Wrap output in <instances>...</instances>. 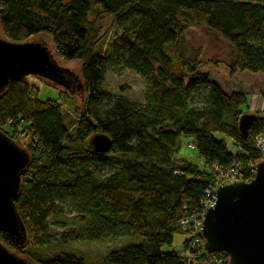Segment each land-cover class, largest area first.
Wrapping results in <instances>:
<instances>
[{"label":"trees","instance_id":"obj_1","mask_svg":"<svg viewBox=\"0 0 264 264\" xmlns=\"http://www.w3.org/2000/svg\"><path fill=\"white\" fill-rule=\"evenodd\" d=\"M102 12L116 26L109 44L99 33ZM190 25L229 43L232 71L264 74V0H0L2 38L15 43L49 36L58 59L81 63L85 88L73 128L60 98L42 99L28 75L0 89V129L24 141L31 156L16 198L26 243L0 231L13 253L35 264H190L192 258L214 264L211 257L229 264L224 251L195 252L197 246L186 255L195 238H205L184 230L181 221L204 213L207 190L218 183L215 165L240 164L239 178L253 179V166L264 159L256 145L264 113L256 112L243 135L248 93L226 91L201 68L205 52L188 39ZM120 66L143 77L144 102L107 91L106 75ZM99 133L114 141L106 153L90 142ZM181 135L194 137L203 168L178 159ZM69 214L82 230L55 237L51 218ZM178 232L189 233L183 249H164L173 247ZM121 237L142 240L97 260L67 247L75 239Z\"/></svg>","mask_w":264,"mask_h":264},{"label":"water","instance_id":"obj_2","mask_svg":"<svg viewBox=\"0 0 264 264\" xmlns=\"http://www.w3.org/2000/svg\"><path fill=\"white\" fill-rule=\"evenodd\" d=\"M49 47L41 42H11L0 37V89L17 77L30 74L68 85L65 72ZM256 113H245L239 124L246 136ZM102 153L114 141L108 134H95L90 140ZM27 150L0 129V231L18 245H24L27 231L16 206L22 175L30 165ZM253 179L237 180L217 187L215 206L206 209L202 222L206 252L224 251L229 264H264V159L256 164ZM0 264H29L0 241ZM194 264H205L198 261Z\"/></svg>","mask_w":264,"mask_h":264},{"label":"rangeland","instance_id":"obj_3","mask_svg":"<svg viewBox=\"0 0 264 264\" xmlns=\"http://www.w3.org/2000/svg\"><path fill=\"white\" fill-rule=\"evenodd\" d=\"M94 17V16H93ZM98 26L100 28L99 33L104 44H109L113 41L116 33V26L113 22V16L106 13H101L100 18L97 20ZM188 39L191 43L199 47L201 46L204 50V64L201 68L204 71L209 72L212 78L218 82L223 88L231 92L235 90H243L251 94H258L264 99V74L263 73H251L249 71H240L235 69L232 71L230 67L232 63V49L229 43L214 33H211L203 26L190 25L188 28ZM2 30L0 27V37H2ZM31 41H39L43 45L49 47L53 57L57 59L58 64L67 68L69 72L65 75V78L71 79L70 85H64L63 83L57 82L53 79H47L43 76H36L33 74L28 75V79L37 86L40 90V97L42 99H58L60 98L62 102V109L64 110L65 121L70 125L71 128L76 124L78 119V113L76 108L80 107L83 103L84 95V84L82 77V67L81 63L76 60H70L68 62L62 61L56 57L55 46H53L52 39L49 36L38 35L30 39ZM105 87L108 92L112 95H126L134 101L144 102L145 96L144 92L146 90V85L144 83L143 77L139 75L136 71L126 68L117 67L114 72H109L107 75ZM61 95V96H60ZM249 98V97H248ZM258 105L243 107L245 113H253L258 109ZM264 113V112H260ZM219 139H225L227 146L231 151H236L237 146L234 145L233 141L229 136H223L220 132L215 134ZM180 151L177 155L180 161L182 159L189 160L191 162L197 163L200 167L206 165L205 161L200 158L198 150L195 148L194 137L181 135L180 137ZM24 139V138H22ZM26 142L28 140L24 139ZM17 145L25 148V142L21 139L14 140ZM26 149V148H25ZM179 161V162H180ZM218 167L215 165L212 169L217 172ZM255 175V174H254ZM254 177V176H253ZM207 209V208H206ZM206 211V210H205ZM68 216V217H67ZM64 216L55 215L52 217L51 227L55 234V237H62L63 233L67 232L68 229L80 232L82 229L79 228L78 219L75 223L71 220L72 214ZM78 227V228H77ZM77 229V230H76ZM79 229V230H78ZM175 240L173 247L165 245L164 249H183V241L189 236V233L178 232L175 234ZM142 240L141 237H121V239H104L99 241H86L83 239H75L69 246L70 249L80 250L85 252L88 257L90 256L92 260L100 259L111 250V248L119 247L121 244H132L138 243ZM26 258L28 263L35 264L32 259L24 254L21 256ZM195 258L192 259V263ZM198 262V261H195Z\"/></svg>","mask_w":264,"mask_h":264},{"label":"built area","instance_id":"obj_4","mask_svg":"<svg viewBox=\"0 0 264 264\" xmlns=\"http://www.w3.org/2000/svg\"><path fill=\"white\" fill-rule=\"evenodd\" d=\"M256 145H258V147L261 149V151L264 152V135L263 134H260L256 137ZM241 169H242V166L240 164H237L234 168H231V169H226V170L218 169V171H217L218 183L212 189L207 190V199L205 201L206 203H205L204 213L196 214V215L194 214V215H191L189 219L182 220L181 224H182L184 230L188 229L190 231H194L195 235L199 232L202 234V229H203L202 222L204 220V216L206 213L205 210H206V208H209L211 206H215V204L217 202V190H216L217 187L219 185H223V184H227L229 182H234V181L240 180L241 178H239V174H240ZM256 170H257V167L255 165V166H253V169H252L254 174L256 173ZM191 245L192 246L186 250V255L191 256V253H192L191 248L192 247L195 248L197 246H198L197 247L198 249L195 250V252L200 251V250L206 252L205 240H203V238H200V237H197V239L195 238V240L192 242ZM192 259H191L190 264H194V262L192 263ZM208 262L214 263V264H222L223 258L222 257H219V258L211 257V258H209Z\"/></svg>","mask_w":264,"mask_h":264},{"label":"crops","instance_id":"obj_5","mask_svg":"<svg viewBox=\"0 0 264 264\" xmlns=\"http://www.w3.org/2000/svg\"><path fill=\"white\" fill-rule=\"evenodd\" d=\"M256 73H260V72H256ZM248 101H247V103L249 104V106H253L252 104H251V102H250V98L253 100L254 99V101L253 102H255V99H256V105H258L259 107H258V109H261V110H256V111H254L253 113H256V112H264V99L259 95V97H258V94L257 93H255V94H251L250 96L248 95ZM254 105H255V103H254Z\"/></svg>","mask_w":264,"mask_h":264},{"label":"bare ground","instance_id":"obj_6","mask_svg":"<svg viewBox=\"0 0 264 264\" xmlns=\"http://www.w3.org/2000/svg\"><path fill=\"white\" fill-rule=\"evenodd\" d=\"M253 101H254V99L252 100V99L250 98V102H251L252 105H254V103H255V102H253Z\"/></svg>","mask_w":264,"mask_h":264}]
</instances>
